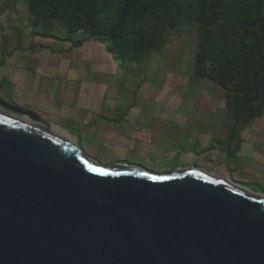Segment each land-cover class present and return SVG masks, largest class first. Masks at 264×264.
Returning <instances> with one entry per match:
<instances>
[{
    "label": "water",
    "instance_id": "water-1",
    "mask_svg": "<svg viewBox=\"0 0 264 264\" xmlns=\"http://www.w3.org/2000/svg\"><path fill=\"white\" fill-rule=\"evenodd\" d=\"M0 98V264H264V195L103 166Z\"/></svg>",
    "mask_w": 264,
    "mask_h": 264
},
{
    "label": "crops",
    "instance_id": "crops-1",
    "mask_svg": "<svg viewBox=\"0 0 264 264\" xmlns=\"http://www.w3.org/2000/svg\"><path fill=\"white\" fill-rule=\"evenodd\" d=\"M183 29L161 54L123 59L106 41L70 35L58 22L51 36L35 35L27 3L0 0V98L37 113L98 163H170L196 147L212 174L264 193V116L242 131L240 148L229 157L226 99L214 85L196 80L194 69L185 75L177 48L191 45L193 53L195 37ZM155 78L169 85L147 84ZM190 93L198 95L191 102ZM188 101L191 121L182 113Z\"/></svg>",
    "mask_w": 264,
    "mask_h": 264
},
{
    "label": "trees",
    "instance_id": "trees-1",
    "mask_svg": "<svg viewBox=\"0 0 264 264\" xmlns=\"http://www.w3.org/2000/svg\"><path fill=\"white\" fill-rule=\"evenodd\" d=\"M23 1L33 34L51 36L58 22L70 35L106 41L123 59L161 54L178 28H193L194 78L226 99L229 157L239 150L242 131L264 116V0Z\"/></svg>",
    "mask_w": 264,
    "mask_h": 264
},
{
    "label": "rangeland",
    "instance_id": "rangeland-1",
    "mask_svg": "<svg viewBox=\"0 0 264 264\" xmlns=\"http://www.w3.org/2000/svg\"><path fill=\"white\" fill-rule=\"evenodd\" d=\"M192 25L196 26V24H192ZM188 27H191V25H188ZM176 32H177V30H176ZM176 32H175V34H176ZM183 32L187 36L190 35L191 38L195 37V48H196V32H195V30L193 28H184ZM190 47H191V45L185 46L183 44L179 48H177L178 54L182 57L181 63L184 65L186 64L187 69H184V70H186L185 75L187 77H191L193 69H194V67H191L192 66L191 60H194L195 49H194V52L192 53ZM183 56H185L186 60H183ZM178 65H180V63H178ZM184 70H182L181 72H184ZM160 81L161 80H159L158 78L148 79L147 84L157 85V86L158 85H161V86L169 85V83L166 80H165L166 81L165 83H160ZM206 83H208V82H206ZM190 85L192 87L196 84L194 82ZM209 85H212V84H209ZM214 87H215V89H217V91L222 92L218 87H216V86H214ZM186 96L188 97V99H190V102L192 101L191 99L196 98V96L198 97V95H196L194 93L186 94ZM188 103H189V101L185 103V106L182 109V113L187 111L186 112L187 113V119L191 121L190 118H191L192 113L190 112V108H189ZM166 106L167 105H164V107H166ZM160 107H162V106H160ZM228 119L230 120V118H228ZM169 120H171V119H169ZM171 121H173V120H171ZM195 148L196 147H194V149L188 150V156L186 158H184V157L177 158L170 163H168V162H159V163L148 162V163L138 165L137 167H136V165H130L128 163H117V164H113V165L125 164V167L142 169V170H145V171H147L151 174L157 175V176L173 175L175 172H180V171H184V170L191 169V168H198V169L203 170L204 172L211 173L212 170L214 169L212 164L209 161H205V160L203 161V159H199L198 156H199L200 151L198 149H195ZM94 162H96V161H94ZM96 163L99 165H103V166H112V164H105V163H98V162H96ZM122 166H124V165H122ZM242 187L246 188L250 192L264 195V193H261L259 191H255L256 186L252 183L249 184L247 187L244 185Z\"/></svg>",
    "mask_w": 264,
    "mask_h": 264
},
{
    "label": "bare ground",
    "instance_id": "bare-ground-1",
    "mask_svg": "<svg viewBox=\"0 0 264 264\" xmlns=\"http://www.w3.org/2000/svg\"><path fill=\"white\" fill-rule=\"evenodd\" d=\"M47 123H42V127L45 128L46 130H48L49 132H51L52 134H54L57 137L63 138L65 140H69L68 138H66L65 136H63L59 131H56L54 129H51L49 127H47Z\"/></svg>",
    "mask_w": 264,
    "mask_h": 264
}]
</instances>
